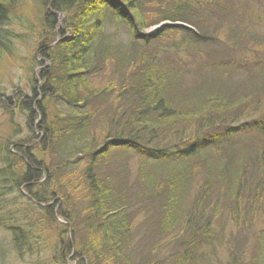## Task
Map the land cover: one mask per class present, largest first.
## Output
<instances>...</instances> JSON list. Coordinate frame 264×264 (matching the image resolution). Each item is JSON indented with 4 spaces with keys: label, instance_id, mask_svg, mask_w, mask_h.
<instances>
[{
    "label": "trees",
    "instance_id": "trees-1",
    "mask_svg": "<svg viewBox=\"0 0 264 264\" xmlns=\"http://www.w3.org/2000/svg\"><path fill=\"white\" fill-rule=\"evenodd\" d=\"M21 2L0 0V58L22 37L10 25ZM34 2L31 73L43 62L1 104L27 129L0 135V229L14 252L201 264L226 225L264 223V0ZM233 228L227 264H264V227L247 262Z\"/></svg>",
    "mask_w": 264,
    "mask_h": 264
},
{
    "label": "rangeland",
    "instance_id": "rangeland-1",
    "mask_svg": "<svg viewBox=\"0 0 264 264\" xmlns=\"http://www.w3.org/2000/svg\"><path fill=\"white\" fill-rule=\"evenodd\" d=\"M35 0H22V2L17 6V9H15L11 13V26L14 27V30H16L18 33L22 35V37L19 40H13L10 45V50L7 53H4V55L0 58V93L3 94L0 95V135L5 136L14 128V122L16 125V129L18 132L16 133V138H21L24 136V134L27 132V129H25L24 125V118L20 112L17 110L12 112L13 115L11 116L9 110L11 111L8 105L2 107L1 104H4L3 101L6 102V99L2 95L5 96H13V91L18 87L19 89L25 91V89L28 88L29 85V79L32 78V75H37L38 70L40 69V65H38V62H43V59L41 57L35 58L36 64L34 65L32 69V73L29 68L30 60L27 61V58L30 59V56L33 54L32 49L35 44V34L34 31H31V29L38 28L39 24V17L40 12L43 10L42 6L36 4L34 2ZM39 6L41 8V11L39 9ZM18 19V20H16ZM22 24H25V27L28 30H25ZM162 24V23H161ZM161 24H149L147 28H144L145 33H150L156 28H158ZM110 29L107 30L108 33H112V36L115 37L118 36V34L127 41L128 35H129V29L125 27L123 28H117V27H109ZM117 28V29H116ZM111 36V34H110ZM27 61V62H26ZM29 62V63H28ZM28 63V65H26ZM37 77V76H36ZM89 90H92L93 87H95V84L90 81L88 83ZM13 102V101H12ZM12 105V104H11ZM9 108V110H8ZM12 120V122H11ZM135 163L136 159H131V169L129 170L131 174L135 171ZM132 178L130 177V180ZM11 197V195L7 194ZM6 195V196H7ZM57 206H55V209L57 210ZM63 223H66L65 221L59 219ZM253 220H257L255 222V225L251 227H248V229H244L241 232L234 231L235 228H233L230 225L225 226V230L223 232L224 238L223 242L221 244L217 243L215 249H213V255L211 257L210 261L201 263V264H227L229 259V253L228 252V246L226 244L225 238L227 237V233L229 228H233L235 235H239L240 241H243L244 243V249L242 254V259H244L246 262L250 260L251 255V247L256 244V240L258 239V233L260 229L264 227V223L260 222V219L255 218ZM137 227H139L137 225ZM44 232L45 240L48 239V241L56 239V236L53 234L54 231H50V228L45 229ZM67 230V239L72 242V245H75L78 242V238H76V243L72 241L71 238V226L66 228ZM258 233V234H257ZM8 232L4 231L3 229H0V264H45L42 263L44 256H48V253H40L39 255L36 253H33L31 255L27 253H23L21 251L14 252V247L12 249V245L10 244V239L8 237ZM55 236V237H54ZM140 238V235H137V240ZM168 237H165L163 239V242L167 241ZM162 242V243H163ZM260 247H262V251H264V244H260ZM75 248V247H74ZM37 250H34V252ZM261 251V252H262ZM169 247H164L163 249H160L158 252V256H167L169 253ZM72 255V251L69 254L68 258L66 259L67 264H74L75 261H70V257ZM38 261V262H36ZM51 264V263H49Z\"/></svg>",
    "mask_w": 264,
    "mask_h": 264
}]
</instances>
